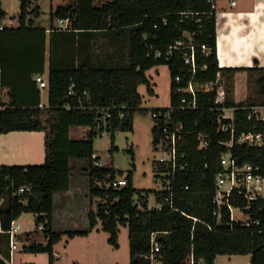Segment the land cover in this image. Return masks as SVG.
I'll list each match as a JSON object with an SVG mask.
<instances>
[{"label":"trees","instance_id":"16d2710c","mask_svg":"<svg viewBox=\"0 0 264 264\" xmlns=\"http://www.w3.org/2000/svg\"><path fill=\"white\" fill-rule=\"evenodd\" d=\"M21 25L0 29V64L3 68L2 85H7L4 71L9 63L18 70V81L11 89L12 101L1 111L0 132L12 130H45L46 160L43 164L0 165V196L5 199L0 206V245L7 253V231L14 218L24 212L36 214V227L44 223L47 243L32 241L25 245L28 252H49L54 262V245L62 238L52 227L54 194L66 191L71 183V159L85 158L88 167L90 195L99 198L96 208L89 211L90 227L68 231L71 237L86 235L99 222L109 233V242L119 246L121 225L129 226L130 264H151L152 234L160 245L158 252L163 264H186L193 253L196 264H215L219 254H251V264H264V199L249 201L233 192L230 201L246 210L259 225L247 227L241 221L231 225L230 210L223 207L221 220L214 211L216 204V175L223 169L221 157L231 152L241 163L251 162L264 174V146H250L234 142L229 147L223 142L232 137L231 131H222V107H236L235 131L264 129V123L248 119L246 105L254 104L249 97L236 101L232 90L227 91L224 104L216 102L218 86L212 91L199 93V108L172 112L176 122L184 124L178 149L184 168H178L174 209L165 204L162 209L149 205L150 190H140L133 184V171L126 176L122 186L109 184L122 171L113 163L96 164L95 139L105 130L111 133L113 148L116 132L134 129L137 111L142 108L141 84H147L154 93L148 70L168 64L172 75L171 104L177 105L181 95L174 92L177 74L189 76L185 69L182 50L174 49L168 55V45L184 39L187 33L197 44L200 66L197 79L217 82L222 74L231 79L240 71L258 73L257 83L264 94V66L221 67L217 53V21L215 1L209 0H109L96 4L95 0H77L75 4L61 5L52 18L71 19L70 29H54L58 36L51 39V65L49 71V107H41L40 92L32 100L29 87L36 85L33 74L44 72L45 28L32 27L34 19L27 21L30 13L37 17L40 6L29 9L30 0H21ZM7 12L0 0V26ZM164 19L167 20L165 23ZM155 24L157 25L155 27ZM205 44L209 52L200 45ZM161 56H156L158 50ZM32 85V86H31ZM29 96V97H28ZM29 98V99H27ZM5 104V103H4ZM125 105V106H124ZM109 108L110 116H106ZM160 108H156L158 110ZM45 113V120L41 116ZM155 121L154 143L162 132ZM72 126H89L83 139L70 136ZM210 139L207 148L199 147V133ZM159 169L166 168L157 164ZM157 171V172H158ZM157 175V174H156ZM22 185L31 190L22 195L13 192ZM157 200L163 198L156 190ZM137 202V205L134 203ZM211 226V227H210ZM31 232L27 233V238ZM0 264H7L0 258Z\"/></svg>","mask_w":264,"mask_h":264},{"label":"rangeland","instance_id":"374dc122","mask_svg":"<svg viewBox=\"0 0 264 264\" xmlns=\"http://www.w3.org/2000/svg\"><path fill=\"white\" fill-rule=\"evenodd\" d=\"M96 4H102L109 0H95ZM64 0H33L31 9L37 5L40 6L39 16L30 13V18H36L37 24L43 26H51L53 23L52 11L64 3ZM21 0H4L5 8L8 11V24L15 18H18L21 13ZM55 24H58V18H54ZM55 26V25H53ZM57 27V26H56ZM187 37L192 38L191 34L187 33ZM150 78L155 88V93L148 91L147 84H141L139 90L143 95L142 108L148 109V112L137 111L135 114L134 129L132 131L116 132L114 144L117 149L112 150L113 141L111 133L105 130L99 135L94 142L95 152L100 156L102 164L115 166L117 170L122 171L118 174L119 178L126 177L130 170L133 171V184L136 188L150 190L149 205L155 206L158 203L156 190L161 187V180L156 178L158 173L157 160L162 155L163 150L159 145L154 143V126L155 119L152 111L156 106L170 105L172 92V75L168 64L156 65L149 71ZM258 73L249 74L247 72L238 73L235 78L227 79L223 74L218 78L219 88L224 90H232L237 101H242L251 98L254 104H264V94L261 93L257 79ZM4 93L5 100L8 99ZM230 114L232 112H229ZM45 120V116L41 117ZM89 127L73 126L71 130L72 138H84L87 135ZM78 133V134H76ZM99 160V161H100ZM73 173L72 182L76 185L81 184L80 188L85 186L84 190H78V199L72 202L74 217L67 224L70 228L73 226L83 225L82 209L86 205H91L96 208L99 198L90 199L88 195L89 177L85 173V168L88 166V160L76 158L72 160ZM78 186V184H77ZM80 191V192H79ZM86 201V202H85ZM83 202L85 203L83 205ZM77 204V205H76ZM238 217L246 219L250 215L246 212L235 209ZM77 219V223L74 222ZM28 230H36V217L34 213L27 212L20 219ZM77 224V225H75ZM30 240H44V232L35 231L31 235ZM23 238H27V234H23ZM27 240H29L27 238ZM85 241V242H83ZM87 241V242H86ZM57 249L61 258H57L54 254V264H68L70 261L79 262L80 264H130V238L129 226L121 225L119 233V246H115L109 242V233L102 229L101 224L93 230L89 238L78 236L76 238L64 235L62 241L57 245ZM25 251V250H24ZM8 256V252L6 253ZM33 252H26L24 256L31 258ZM37 258L34 259L36 264H51L50 253H37ZM21 253L16 256V263L22 258ZM251 254H219L216 258V264H251Z\"/></svg>","mask_w":264,"mask_h":264},{"label":"built area","instance_id":"2783aa9c","mask_svg":"<svg viewBox=\"0 0 264 264\" xmlns=\"http://www.w3.org/2000/svg\"><path fill=\"white\" fill-rule=\"evenodd\" d=\"M212 1L213 0H209ZM215 1V0H214ZM236 0H232V4H236ZM215 7V3L213 4ZM165 23L167 22L164 19ZM59 29H70L71 19L59 18ZM157 25L155 24V27ZM2 29L3 26H0ZM187 36V35H186ZM189 41L184 39L176 41L174 44L168 45V55H172L174 49L182 50V57L185 61V69L188 70L189 76L183 74H177L174 81V92L181 95L180 102L177 105H169L168 107L160 108L158 110H153L152 114L157 121V126L161 130V134L157 136V144L163 150L162 155L158 158L157 162L161 166L166 168L159 169L156 178L161 180L160 191L163 194V198L155 206L158 209H162L165 204H170L174 209V194L176 190V175L178 168H184L187 164H182L179 161V157H184V154L179 153L178 145L179 141L182 139V133L184 131V124L182 122H176L173 118L172 112L176 110H193L199 108V93L208 92L214 90L218 86V82H202L197 79L199 69H204L205 66H200L197 59L196 48L192 38L188 37ZM204 52L208 53L209 48L207 45H200ZM162 51L159 49L156 52V56H161ZM35 80L38 82L41 88L49 86V80L45 77L43 73H36ZM216 102L224 104L227 99V92L224 88H219ZM3 85H2V66L0 64V114L1 111L7 106L5 102ZM237 101V100H236ZM5 103V104H4ZM125 106V105H124ZM244 108L249 110L248 119H255L256 121L264 123V104H251L246 105ZM235 109L236 107L227 108L222 107L224 114L223 118L230 119L229 123L221 122L218 129L222 131H231L232 137L229 141L223 142L225 145L231 147L234 142L241 144H247L250 146H264V129L243 131L239 135H236L235 131ZM106 110V116H110L109 108ZM229 112H232L231 114ZM199 147L207 148L210 144V139L204 132L199 133ZM95 156H98L95 154ZM100 160V159H99ZM97 161L96 164L102 165L101 160ZM221 163L223 169L219 171L216 175V193L213 197V202L216 204L214 215H216L218 221L222 217L223 207H228L230 210L231 225L234 222L241 221L243 225L247 227H254V225H259L260 220L253 219L251 216L246 219L240 218L236 215L235 209L247 213V207L235 206L231 203L230 198L233 192L242 194L248 198L249 201L256 199H264V174L260 172V167L254 165L251 162L241 163L238 157L234 156L231 152H225L221 157ZM128 180L126 177L116 178L109 182L114 186L126 185ZM30 185H22L18 187L13 194L22 195L23 193L30 191ZM5 199L4 195L0 196V206ZM137 205V202L134 203ZM248 214V213H247ZM250 215V214H249ZM44 227V223H40ZM211 227V226H210ZM8 233V246L7 254H5L0 245V258L4 260L7 264H17L16 254L18 252L24 251L27 241L23 238L22 224L18 218H14L11 222L10 228L5 231ZM152 250L150 253L151 264H163L162 260L158 256L160 251V245L156 240V234L153 233L151 237ZM186 264H196V259L194 254L191 253Z\"/></svg>","mask_w":264,"mask_h":264},{"label":"crops","instance_id":"0c3cea01","mask_svg":"<svg viewBox=\"0 0 264 264\" xmlns=\"http://www.w3.org/2000/svg\"><path fill=\"white\" fill-rule=\"evenodd\" d=\"M1 1H2V7L7 12V16L3 20L1 26L18 28L21 25L20 16L18 18L11 20L12 22L8 24V18H7L8 11L5 8L4 0ZM32 1L33 0H30L29 9H31ZM64 1L65 2L60 4L59 6L75 4L77 0H64ZM236 1L237 3L233 5L232 0H215V10H216L215 13H216V21H217V53H218L219 65L221 67H252L255 65L264 66V0H236ZM56 10H53L52 13L55 12ZM30 19H34V24L32 27L45 28V32H46V50H45V65H44L45 70L42 73L49 80V71L51 65V39L53 36H58L57 32H54L53 28L59 30L60 25L59 23L55 24L54 23L55 19L53 18H52L53 23L51 24V26L39 25L37 24L36 18H30L28 16L27 21ZM14 68H15L14 64L9 63L4 71V78L6 79L7 85L5 86L3 85V93L7 94L6 96L8 97V99L5 100L7 104H9L12 101L11 89L14 83L18 81V77H17L18 70ZM149 71L150 70H148V74ZM241 72H245V71L237 72L235 74V77L237 76L238 73ZM35 75L36 73L33 74V80H35ZM2 79H3V68H2ZM171 87H172V83H171ZM29 88L30 89L28 90L29 92L28 95L31 96L30 98H32V100L37 97L38 94L37 92L38 91L40 92L41 107L43 109H47L49 107V98H50L49 86L41 88L38 82L36 81V85H33L32 87ZM170 105H171V100H170ZM164 107H168V105L156 106V108H164ZM42 116H45V113H43ZM72 127L70 128V136H71ZM46 137H47V132L45 130H12L5 133L0 132V165L43 164L46 160ZM73 139H83V138H73ZM73 159L76 158L71 159L70 162L71 173H73L72 172ZM87 167L88 166H86V168ZM85 173L87 174L86 171ZM77 184L74 185V183L72 182V174H71V183L69 190L58 191L55 192L54 194L52 227L55 231L63 233L62 238L64 235L67 234L68 231L85 230V229H89L90 227L89 211L92 208V204L85 206L84 202L83 205L85 207H83L82 209L84 226H79V227L73 226L70 228V225L67 224L68 222L71 221L70 219L74 217L75 212H73L72 202L78 199V190L85 189L84 185L83 188H80L81 184L79 182ZM87 194L90 195L89 184H88ZM25 213L27 212H24L23 214ZM23 214L19 217V221L22 218ZM77 221H78L77 219H74L75 223H77ZM99 223L101 224V222ZM21 224L24 234L31 232V234L29 235V240H27L26 238L28 244H30L32 241H36L32 239L30 240L33 232L35 231L44 232V227H42L41 225L36 227V230L33 231L26 229L23 223ZM95 228L90 230L86 235H76L73 237L76 238L78 236H84L89 238L90 234L93 232ZM44 237H45L44 240L43 239L37 240L36 242L47 243V238L45 233H44ZM62 238L60 241H62ZM59 242H57L54 245V254L57 258H61L60 253L57 249V245ZM26 252L28 251H21L17 253V254L19 253L23 254L21 260H19L17 264H36L34 262V259L37 258L38 255L37 253L40 252H33L34 254H32L33 256H31V258H28V256L27 257L24 256V253ZM72 261H70L68 264H80L78 261L77 262L76 261L72 262Z\"/></svg>","mask_w":264,"mask_h":264}]
</instances>
